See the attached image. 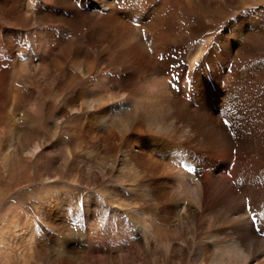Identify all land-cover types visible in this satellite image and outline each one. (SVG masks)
<instances>
[{"label":"bare ground","instance_id":"bare-ground-1","mask_svg":"<svg viewBox=\"0 0 264 264\" xmlns=\"http://www.w3.org/2000/svg\"><path fill=\"white\" fill-rule=\"evenodd\" d=\"M248 208L264 0H0V264H264Z\"/></svg>","mask_w":264,"mask_h":264},{"label":"snow or ice","instance_id":"snow-or-ice-1","mask_svg":"<svg viewBox=\"0 0 264 264\" xmlns=\"http://www.w3.org/2000/svg\"><path fill=\"white\" fill-rule=\"evenodd\" d=\"M164 57L161 56V59H163ZM170 68H176L177 65H170L169 66ZM179 77L178 76H174L173 77V80L170 82V84H175V81L178 80ZM229 121L225 120L224 121V124L225 125H228ZM247 211H252L253 212V215L251 217V224H252V229L258 233H260L261 235H264V227H261V226H257L256 225V216L257 214L255 213V211L251 208H248Z\"/></svg>","mask_w":264,"mask_h":264},{"label":"rangeland","instance_id":"rangeland-1","mask_svg":"<svg viewBox=\"0 0 264 264\" xmlns=\"http://www.w3.org/2000/svg\"><path fill=\"white\" fill-rule=\"evenodd\" d=\"M25 201H26V200L22 199V201H20V202H25ZM21 205H22V203H20L18 206L21 207Z\"/></svg>","mask_w":264,"mask_h":264}]
</instances>
